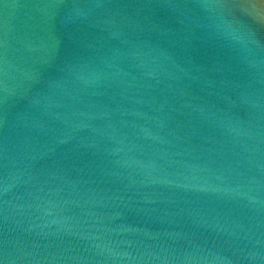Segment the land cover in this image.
Wrapping results in <instances>:
<instances>
[{"label": "water", "instance_id": "1", "mask_svg": "<svg viewBox=\"0 0 264 264\" xmlns=\"http://www.w3.org/2000/svg\"><path fill=\"white\" fill-rule=\"evenodd\" d=\"M0 264H264V0H0Z\"/></svg>", "mask_w": 264, "mask_h": 264}]
</instances>
